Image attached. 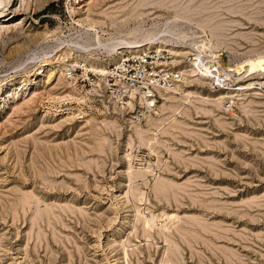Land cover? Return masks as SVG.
<instances>
[{"label":"rangeland","instance_id":"1","mask_svg":"<svg viewBox=\"0 0 264 264\" xmlns=\"http://www.w3.org/2000/svg\"><path fill=\"white\" fill-rule=\"evenodd\" d=\"M0 12V264H264V0Z\"/></svg>","mask_w":264,"mask_h":264},{"label":"built area","instance_id":"2","mask_svg":"<svg viewBox=\"0 0 264 264\" xmlns=\"http://www.w3.org/2000/svg\"><path fill=\"white\" fill-rule=\"evenodd\" d=\"M146 59H144V62ZM125 63L119 64L115 66V70L113 72H109L107 74V77L105 78V83L107 85V88H109V93L111 94V98L115 100L118 104H123L125 102V99L128 98L131 94L134 95L135 92H138L142 98L145 97L151 98L152 92L148 90H141L140 84H143L145 81L144 79L146 77L149 78L148 83L151 82L152 73L149 71H145L144 64L141 67L134 68L133 66L130 67V69L125 68L124 64L131 65L129 63V60H124ZM140 63V62H139ZM138 66V65H136ZM150 69V67L148 66ZM132 71V72H131ZM71 71L68 69L66 72V76H70ZM142 80H139L141 79ZM150 100V99H149Z\"/></svg>","mask_w":264,"mask_h":264},{"label":"bare ground","instance_id":"3","mask_svg":"<svg viewBox=\"0 0 264 264\" xmlns=\"http://www.w3.org/2000/svg\"><path fill=\"white\" fill-rule=\"evenodd\" d=\"M6 3V0H0V5H2V4H5ZM2 15V12H0V16ZM141 45V44H140ZM143 46V45H142ZM130 47H132V46H130ZM136 47V46H135ZM137 47H139L138 45H137ZM131 49V48H130ZM123 53V51L122 52H120L119 54H122ZM193 63V62H192ZM199 67V66H198ZM141 102H142V99H139ZM149 99H145V104L147 103V101H148ZM144 102H142V104L144 103ZM129 103H130V101H129ZM147 105V104H146ZM147 223H148V221H147ZM149 223H150V221H149Z\"/></svg>","mask_w":264,"mask_h":264}]
</instances>
